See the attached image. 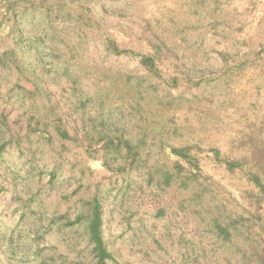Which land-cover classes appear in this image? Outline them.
Here are the masks:
<instances>
[{
	"label": "rangeland",
	"instance_id": "374dc122",
	"mask_svg": "<svg viewBox=\"0 0 264 264\" xmlns=\"http://www.w3.org/2000/svg\"><path fill=\"white\" fill-rule=\"evenodd\" d=\"M262 188L264 0H0V264H264Z\"/></svg>",
	"mask_w": 264,
	"mask_h": 264
},
{
	"label": "trees",
	"instance_id": "16d2710c",
	"mask_svg": "<svg viewBox=\"0 0 264 264\" xmlns=\"http://www.w3.org/2000/svg\"><path fill=\"white\" fill-rule=\"evenodd\" d=\"M173 152L176 155L181 156L179 151L173 150ZM261 192L264 193V188H262ZM101 223V215L99 213L98 207H96L91 213L86 227V237L88 239V243L91 246L90 252L93 256L95 264H107V262L112 258L110 252L103 243L101 236Z\"/></svg>",
	"mask_w": 264,
	"mask_h": 264
}]
</instances>
